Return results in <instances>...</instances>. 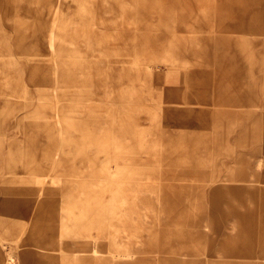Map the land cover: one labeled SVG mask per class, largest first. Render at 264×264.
I'll list each match as a JSON object with an SVG mask.
<instances>
[{"label":"rangeland","instance_id":"obj_1","mask_svg":"<svg viewBox=\"0 0 264 264\" xmlns=\"http://www.w3.org/2000/svg\"><path fill=\"white\" fill-rule=\"evenodd\" d=\"M154 2L149 29L90 32L125 43L7 51L0 37V260L234 264L213 251L264 246V0ZM223 35L245 42L231 88ZM126 74L139 102L122 101Z\"/></svg>","mask_w":264,"mask_h":264},{"label":"bare ground","instance_id":"obj_2","mask_svg":"<svg viewBox=\"0 0 264 264\" xmlns=\"http://www.w3.org/2000/svg\"><path fill=\"white\" fill-rule=\"evenodd\" d=\"M81 1L82 3L80 2V4L75 5L73 0H5V9L2 8L4 3H0V37L2 47L4 49H7V51L24 49H30L33 51L40 49L41 47L45 48L46 50L54 51L56 49L64 50V48H67L69 46L79 47L80 45H82L89 47L97 44H105L106 42L125 43V41L127 42L129 40L120 37H105L104 39H96L95 36H91L90 32H94L97 26H99L100 28L112 27V29H117L118 27H131L136 31L138 29H149V26L153 27L156 24L155 15L159 10V5L154 2V0ZM69 8L73 9L72 12H74V15H78V17L83 18L84 21L79 22L74 20V18L72 17V12L69 10ZM138 12L147 15V17H150V19H148L147 21L144 20V18L141 19L140 17H138ZM106 13H109L111 15H106ZM106 16L113 18L121 17L122 20L120 22L116 21V19L110 21L107 20ZM7 20H11L12 23H6ZM7 27L12 30V34L16 35V37L22 34H24V37L20 36V39L18 41H15L13 43L8 42V44H5ZM79 32H81L84 37H86V33L88 32L87 34H89L91 37L87 39L84 38L81 42H79L78 39H75L74 37L70 38V36H76ZM40 37L41 39L39 43H34V41ZM24 38L27 39V44L23 45L21 41ZM93 39L95 41H93ZM230 39H232V41H235V65L232 63L233 56L229 52L225 51V49H229L231 41ZM220 42H222V46L224 47L222 55L223 60L226 63V68L224 73L221 75V80L225 81L226 86L231 88L234 85H239L237 83V79L233 78L234 76L232 75L234 73V69H236V67L242 68L243 65L245 66V63L242 62L244 60L243 56L245 54L238 47V45H241V43H243L244 41L241 38L234 39L227 35H223ZM238 56H242L240 57L241 59ZM167 71L168 73L166 72L164 74H168V77L171 78L172 72H170L169 70ZM154 72L151 73V76L163 74L160 69H157ZM125 76L127 79V84L126 86H123L121 88V98H123L122 101L124 100L125 102L132 103L139 102L140 98L138 92L136 91L137 88L135 86V82H133L130 75L126 74ZM151 76H149V80H151ZM196 87H198L197 84ZM236 98H230V101L234 102ZM171 111V113H174L177 112L178 109H173ZM189 112V110L186 112L187 115L189 114ZM179 113L180 115L184 114L181 112ZM44 160L49 161L48 165L50 166H52L54 163L53 161H50L49 158H45ZM65 227L66 225L64 224V221L61 222L60 229H63ZM237 240L242 244V240L238 238ZM5 248V256L2 260H0V264H20L14 262V258L16 256H19V254L17 255L14 250H11L13 247H10L11 249H9V247ZM26 253L27 251L25 250V252L22 253V258H24ZM133 255L134 252L127 251L124 253V251L117 250L116 254L113 256L120 257L122 258V260L126 261L129 258L130 262L124 261L127 264H142L139 258L138 260H136V257H133ZM213 255L219 259L229 256H237V258L239 259L243 258V260H246V262L241 261L237 263L235 262L234 264H264V246H261L258 250L254 247H249L244 244L239 246L220 245V247H217V249L213 251Z\"/></svg>","mask_w":264,"mask_h":264},{"label":"crops","instance_id":"obj_3","mask_svg":"<svg viewBox=\"0 0 264 264\" xmlns=\"http://www.w3.org/2000/svg\"><path fill=\"white\" fill-rule=\"evenodd\" d=\"M159 76L160 75H157L156 78L159 77ZM169 84L171 85L172 82L169 83L168 81H165V80L163 81V85H164L163 89L165 88V90H166V97H168V99L171 100L174 97V94L172 92H170V90H169L170 89Z\"/></svg>","mask_w":264,"mask_h":264}]
</instances>
